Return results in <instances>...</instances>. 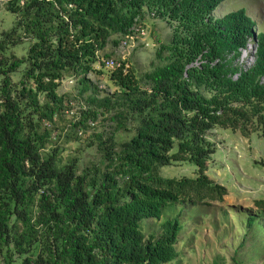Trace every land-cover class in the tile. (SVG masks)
<instances>
[{"label":"trees","instance_id":"16d2710c","mask_svg":"<svg viewBox=\"0 0 264 264\" xmlns=\"http://www.w3.org/2000/svg\"><path fill=\"white\" fill-rule=\"evenodd\" d=\"M1 1L14 15L0 34L4 264H179L185 233L227 193L207 174L209 133L264 136L263 21L242 5L219 12L228 0ZM149 19L164 31L159 63L137 73L114 49ZM253 37L242 70L235 61ZM105 72L111 91L88 77ZM69 77L73 97L58 92ZM176 164L193 174H161ZM254 205L242 219L251 254L231 264H264V199Z\"/></svg>","mask_w":264,"mask_h":264},{"label":"rangeland","instance_id":"374dc122","mask_svg":"<svg viewBox=\"0 0 264 264\" xmlns=\"http://www.w3.org/2000/svg\"><path fill=\"white\" fill-rule=\"evenodd\" d=\"M245 6L257 16V23L262 20L264 31V0H228L222 3L218 9L224 12L238 6ZM14 21V15L7 12L0 1V34L9 28ZM144 35L138 36L129 42H122L116 52L115 58L127 60L137 73H143L151 69V65H157L159 60L155 57V49L158 47L157 39L164 37V31L159 24L149 19L145 22ZM24 46L14 48L16 54L24 53ZM106 51L110 53L112 46L109 44ZM255 43L248 42L246 49L241 50L240 57L235 61L242 70H246L253 62ZM116 58V59H117ZM196 65V64H194ZM97 66V65H96ZM98 68V67H95ZM106 70V69H105ZM90 82L100 89L113 90L107 73L97 76L90 73ZM59 94H69L71 97L77 93L76 79L69 77L61 83ZM75 111L74 109L72 110ZM210 139L216 145V151L208 163V176L217 183L226 187L227 193L221 202H213L215 209L199 224V229L194 235L185 233L187 238L178 244V249L183 253L179 264H211L213 259L218 264H231V257L237 252L249 258L251 252V231H247L244 214L256 210L255 201L264 199V136L262 133L251 134L244 137L239 132H231L215 128L209 133ZM69 151H73L77 144L69 142L64 145ZM89 152V151H88ZM88 154V153H87ZM193 167L189 165H173L161 169V174L167 177L192 175ZM224 211L227 216L224 215ZM148 224V223H147ZM191 228H194L191 225ZM247 235L244 245L239 243L243 236ZM0 255V264H4ZM247 264H256L246 261ZM15 264H18L15 263Z\"/></svg>","mask_w":264,"mask_h":264},{"label":"built area","instance_id":"2783aa9c","mask_svg":"<svg viewBox=\"0 0 264 264\" xmlns=\"http://www.w3.org/2000/svg\"><path fill=\"white\" fill-rule=\"evenodd\" d=\"M140 33L142 35H144V31L142 29H141V32ZM124 44H125V42H124ZM105 66L107 68H110V69H115V68H119L121 66V64L117 60L110 59V60H108V61L105 62Z\"/></svg>","mask_w":264,"mask_h":264},{"label":"clouds","instance_id":"9594fccd","mask_svg":"<svg viewBox=\"0 0 264 264\" xmlns=\"http://www.w3.org/2000/svg\"><path fill=\"white\" fill-rule=\"evenodd\" d=\"M144 33H145V31H144ZM141 35H142V34H141ZM249 42H253V43H255V38L253 37V38H252V41H249ZM247 46H248V45H247ZM247 46H246V47H247ZM243 49H246V48H241V49H240V53H241V50H243ZM255 49H256V46H255ZM255 53H256V50L254 51L253 62H252V64L254 63ZM239 57H240V54H239ZM239 57H238V58H239ZM252 64H251V65H252ZM251 65H250V66H251Z\"/></svg>","mask_w":264,"mask_h":264}]
</instances>
